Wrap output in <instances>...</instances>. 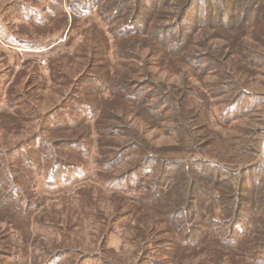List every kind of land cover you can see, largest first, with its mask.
<instances>
[{
  "label": "trees",
  "instance_id": "16d2710c",
  "mask_svg": "<svg viewBox=\"0 0 264 264\" xmlns=\"http://www.w3.org/2000/svg\"><path fill=\"white\" fill-rule=\"evenodd\" d=\"M48 1V6H42V0H26L7 10L38 27L54 23L61 27L69 16L73 26L101 10L100 25L105 31L101 39L83 44L71 55L78 62L73 64L81 66L74 76L67 62L50 60V81L64 87V92L51 110L39 115L41 123L28 138L0 149V180L7 187L2 189L7 198L3 196L0 203H9L13 198L9 196L17 193L18 206L27 210L34 201L25 194L37 189L38 177L45 174L46 186L54 188L72 180L76 171L81 176L88 168L71 160L70 153L89 156L94 132H98L96 143L107 145L101 153L108 157L96 163L97 168L114 184L118 203L114 216L100 209L95 215L107 225L106 236L118 224L132 233L128 241L141 245L133 264H264V157L236 162L222 160L217 153L203 154L207 147L214 151L217 144L212 136L199 133L207 132V127L200 122V107L194 102L196 86L191 81L211 72L221 79L217 91L216 83H207L213 87H209L212 96L237 90L221 111L223 126L254 109L248 104L242 110L244 99L253 97L238 83L246 81L244 74L252 76L255 68L264 65V0ZM0 26L1 35L5 32L9 38L3 40L6 45L24 48L11 36L5 20ZM58 40L61 37L49 46ZM115 41L118 45L110 57ZM35 49L46 48L36 45ZM93 81L97 87L87 86ZM3 118V122L12 119ZM154 128L177 135L179 142L188 137L189 143H177L174 149L157 146L145 134ZM105 138L111 140L105 142ZM9 158L22 161L23 168L7 164ZM126 160V169L108 176ZM115 249L108 251L115 262L105 260V264H130L127 258L116 257L119 250ZM62 251L49 253L46 264L78 252ZM90 254L81 257L85 261Z\"/></svg>",
  "mask_w": 264,
  "mask_h": 264
},
{
  "label": "rangeland",
  "instance_id": "374dc122",
  "mask_svg": "<svg viewBox=\"0 0 264 264\" xmlns=\"http://www.w3.org/2000/svg\"><path fill=\"white\" fill-rule=\"evenodd\" d=\"M24 1L26 0H0V22L4 24L5 20V25L16 43L24 46V48L19 47L18 49L10 48L5 43V40H9V38L5 32L1 35L0 28V122L2 123L0 126V149L4 150L28 138L29 133L41 123L39 117L44 116L54 107L55 103L60 101L64 87L53 85L50 81L51 73L48 69L50 60L53 63H60V60L67 62L74 76V73L80 71L81 66H75L78 62L71 55H74L81 47L83 48V44L101 39L103 37L101 31H105L100 25L99 13L101 10L86 20L81 18L78 22L73 23V26L71 25V16H69L68 22H65L61 27L60 25L56 27L55 23L51 27H38L29 21L17 18L16 13L12 15V10L10 12L7 10L12 4ZM49 3L48 0H42V6H48ZM70 27L71 29L68 31ZM7 28L5 26L6 33ZM59 37L61 40L49 46L51 41H55ZM90 38L93 40L89 41ZM22 42L25 44H21ZM113 43H110L112 45L110 57L111 52L118 45L116 41ZM36 45L46 49H35ZM75 61L76 63L73 64ZM110 64L112 65V60ZM155 69L159 70L157 67ZM254 71L256 72L252 76L244 74L242 80L246 81L243 83L240 80L238 85L243 84L241 87H246L253 97L244 99L242 110L244 111L248 104H253L255 107L248 115H243L232 125L227 126L221 124L223 119H220V114L237 90L224 96H212L207 83L209 81L216 83L214 88L217 91L220 89L217 84L221 79L218 80L211 72L203 76L199 74L200 80L195 77L191 79L196 86L194 102L200 107L199 119L207 127L205 129L207 132L199 130V133H207L208 136H212L217 144L214 151L213 147L205 148L203 152L205 156L211 157L217 153L222 160L232 161L235 159L236 162L253 160L258 155L264 157V65L258 70L255 68ZM160 75L164 76L165 73L160 72ZM32 78L34 83L28 85L27 82ZM169 79L173 80L174 78L170 77ZM36 84L39 86L35 87ZM88 85L97 87L94 81L93 83L87 82ZM21 92L24 94L23 97L16 99L15 96ZM27 92L29 96H27ZM35 105L38 106V109ZM3 116H10L12 119L7 118L3 122ZM19 121L22 122L18 127ZM170 122H166L165 125H171ZM140 124L139 126L143 127V124ZM148 131L145 133L146 137L157 146H170L171 149H174L177 143L180 145L189 143L188 137L184 142L179 139V142L177 135H169L164 130L160 131L154 128ZM181 133L182 131H178L179 137H182ZM46 135L48 134L46 133ZM100 136L98 132H94V139L89 146V156L70 153L71 160L82 165L85 164L88 168V170L83 169L81 176H79L81 173L77 174L76 171L71 175L72 180L58 186L55 185L54 188L46 186L45 174L38 177L37 189H29L25 198L34 201V205L41 204L40 208L32 205L29 207L30 209L26 210L24 205L18 206L19 196L17 193L9 196L13 197L9 203L6 204L5 201L0 203V215L3 217V220L0 221V243L5 246V248L0 246V251L5 253L3 257L0 256V264H34L35 260L37 264H46L45 259L50 256L49 253H61L62 250L68 248L78 252H75V255H64L65 258L63 259L64 256L61 258L63 260H55L52 264L78 263L79 259H83L81 256L87 253H91L90 258L85 261L83 259L79 264H105V260L112 263L115 261L108 251L115 248V250H119L116 257H125L130 264L137 262L141 245L128 241L132 233L125 231L118 224L114 231L106 236L107 225L95 215V211L98 213L100 209L110 217L114 216L116 203H118V200L113 196L116 192L113 190L115 189L114 184L108 182L110 178L106 177L107 174L97 168L96 163L108 157L101 153L107 145H102L104 142L101 141L96 143V138H100ZM110 140L111 138H105V142ZM119 140L121 141V139ZM128 162L129 160H126L125 163L108 172L110 173L108 176L118 175L122 169L128 167ZM7 164L13 165L15 168H23V162L16 158H9ZM3 188L7 187L0 180V199L5 193ZM120 195L122 194L120 193ZM4 197L7 198V196ZM130 205L128 202L126 209ZM15 227H18V230ZM104 237L106 238L104 239ZM103 242L105 245L102 249ZM92 253L99 254V257H92ZM17 261L19 263H16Z\"/></svg>",
  "mask_w": 264,
  "mask_h": 264
}]
</instances>
